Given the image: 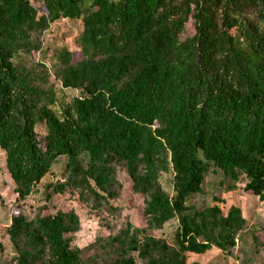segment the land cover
Wrapping results in <instances>:
<instances>
[{"label": "trees", "instance_id": "1", "mask_svg": "<svg viewBox=\"0 0 264 264\" xmlns=\"http://www.w3.org/2000/svg\"><path fill=\"white\" fill-rule=\"evenodd\" d=\"M61 20L80 29L54 35ZM0 149L18 202L40 195L32 217L11 214L0 264H202L189 255L230 252L240 206L190 200L215 172L224 191L241 185L264 204V0H0ZM120 171L143 198L141 227L112 203ZM65 194L104 236L72 245L79 216L49 204ZM170 220L171 243L157 233Z\"/></svg>", "mask_w": 264, "mask_h": 264}, {"label": "rangeland", "instance_id": "2", "mask_svg": "<svg viewBox=\"0 0 264 264\" xmlns=\"http://www.w3.org/2000/svg\"><path fill=\"white\" fill-rule=\"evenodd\" d=\"M63 25L72 28L73 31L80 29L78 21L61 20L53 27V34L57 35V29ZM71 38L66 41L71 43ZM64 92L71 95L75 94L74 91L70 90H64ZM64 163L65 158L59 157L45 181L58 179ZM118 175L123 188L120 196L112 203L122 208V217H127L134 226L141 227L145 224L143 198L131 191L130 180L124 171H120ZM219 180L218 173H209L204 183L205 192L194 196L190 202L198 208L205 207L211 203L213 194H216L221 198L224 210L232 204L240 206L242 214L246 218V226L239 233L236 246L230 252H221L213 248L202 255H189L188 261H199L202 264H264V204L256 196L247 194L241 185H238L235 191H224L218 183ZM160 182L168 192L172 193L170 173H162ZM14 186V182L5 167L4 152L0 149V255L11 254L9 241L4 234L5 228L10 222L11 214L15 210H21L25 215L32 217L35 214L36 206L39 204L40 195L38 194H31L18 202L17 195L13 191ZM42 186V184L39 185L40 188ZM49 204L52 212L73 210L79 216L80 230L71 237L73 246L84 247L97 237L106 234L100 228L99 216L79 202L76 195H54ZM176 224V220H170L157 233L171 243Z\"/></svg>", "mask_w": 264, "mask_h": 264}]
</instances>
